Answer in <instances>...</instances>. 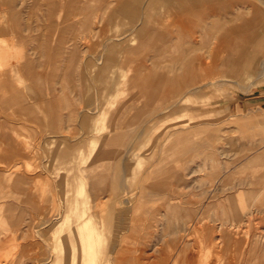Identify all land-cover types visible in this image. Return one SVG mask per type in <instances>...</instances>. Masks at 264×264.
Wrapping results in <instances>:
<instances>
[{
  "label": "rangeland",
  "instance_id": "rangeland-1",
  "mask_svg": "<svg viewBox=\"0 0 264 264\" xmlns=\"http://www.w3.org/2000/svg\"><path fill=\"white\" fill-rule=\"evenodd\" d=\"M207 1L0 0V264H264V0Z\"/></svg>",
  "mask_w": 264,
  "mask_h": 264
},
{
  "label": "crops",
  "instance_id": "crops-1",
  "mask_svg": "<svg viewBox=\"0 0 264 264\" xmlns=\"http://www.w3.org/2000/svg\"><path fill=\"white\" fill-rule=\"evenodd\" d=\"M166 3H172L173 5H185V4L194 5L195 0H166ZM201 5H202V10L193 9L190 14H189V12L183 13L181 15L182 18H181V20L177 26V28H179V26L181 25V28H179V30H178L179 37H182V36L184 37L185 35H186V37H191V40H189V42L187 43V46L185 48L192 47L193 50H196V51H200L206 47V45L209 43V40L211 37L210 32H213L218 27L219 24L215 27L213 26L212 29H210V30L208 29L209 31L207 29L201 28L200 35H199L200 42L198 44H195L193 42V37L195 34V30H193L194 29V24H193L194 18H203L211 11L218 12L221 14V13L226 12L228 10V9H226V7H232L233 6L229 2H225L222 4H216L213 2H208V1L206 2V0H202ZM232 20L237 21V15L233 16ZM226 21H230V19H227ZM247 21H249V22L251 21L250 23L247 24V26H249V28H250V29H248V31H249L248 36L249 37H258V34L255 33L254 31H252L258 27L255 26V24L252 22V19H248ZM188 23H189V25H188ZM187 27L189 28V31H187L188 32L187 34H184L183 32H185V31H183V30L186 29ZM155 37H156V41H157V46L162 51L160 54L161 55L160 58L163 59L164 58L163 55H166L169 52V50L174 46H172V47L165 46V45H167L166 44L167 41L164 40L165 39L164 35L157 34V35H155ZM177 47L181 48L178 45L175 46L174 48H177ZM185 50L183 48H181V51H183V54L186 53ZM132 51L135 52V50H132ZM180 59H181L180 62L183 60H184V62H187V60H188L187 58L185 59V57H181ZM173 70H174V68L169 67V68L163 69V71H160V72L154 71V72L147 73L149 81L147 83H145V85H144L145 86L144 97H154V96L157 97L158 95L155 93L156 87L162 88V87H168L172 84H175L173 81L174 80ZM183 74H184V72H183ZM185 78H186V82H185L186 84H188L189 82L191 83V81L193 79L192 71H190L189 75L186 74ZM188 78L191 80H189ZM181 84H183V83H181ZM19 94L20 93H16V95H14V97H19L20 96ZM251 101H256L259 103L260 106H264V97H253L251 99ZM260 157H264V154L257 156V157H254L251 160L252 161L251 166L260 162L258 160V158H260ZM254 162H256V163H254ZM249 167L250 166H248V168ZM262 178L264 180V177H262ZM250 180H251V184L260 181V179H257V178H251ZM226 181H227V179L225 178V182ZM247 195H248L247 193L241 192V193H239L238 198H242V197L245 198V197H247ZM234 213H237V212H234Z\"/></svg>",
  "mask_w": 264,
  "mask_h": 264
},
{
  "label": "bare ground",
  "instance_id": "bare-ground-1",
  "mask_svg": "<svg viewBox=\"0 0 264 264\" xmlns=\"http://www.w3.org/2000/svg\"><path fill=\"white\" fill-rule=\"evenodd\" d=\"M254 163H256V162H254ZM249 195V194H248ZM258 195V194H257ZM246 198V197H245ZM242 200H243V197H242ZM260 201V203H261V201L262 202H264V191L262 192H260V195L255 199V201H254V204L255 203H257V202H259ZM242 203V205H243V212L244 213H248V216H249V218H251V216L253 215V213H254V211L252 210V208L251 207H248V204L247 203H243V202H241ZM257 210V209H256ZM259 211V210H258ZM238 214V213H237ZM261 214V213H260ZM212 215V214H211ZM245 215V214H244ZM247 215V214H246ZM256 215V214H255ZM212 216H214V215H212ZM254 217V216H253ZM78 219H79V217H78ZM246 222V221H245ZM91 223V222H90ZM81 227V226H80ZM250 227V226H249ZM95 230V229H94ZM94 232V234H95V231H93ZM210 233V232H209ZM88 237V236H87ZM92 238V237H91ZM94 238V237H93ZM97 238V237H96ZM89 239H90V236H89Z\"/></svg>",
  "mask_w": 264,
  "mask_h": 264
}]
</instances>
